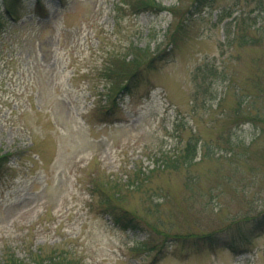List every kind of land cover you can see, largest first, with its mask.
<instances>
[{
    "label": "rangeland",
    "instance_id": "obj_1",
    "mask_svg": "<svg viewBox=\"0 0 264 264\" xmlns=\"http://www.w3.org/2000/svg\"><path fill=\"white\" fill-rule=\"evenodd\" d=\"M121 1L46 0L45 17L24 13L0 36V261L10 250L35 264L40 250L56 264H264V231L236 235V251L222 239L264 212V0L136 13ZM130 45L148 47L139 76L107 100L104 69ZM189 138L192 164L141 174ZM102 197L152 222L159 202L161 229L221 239L149 252Z\"/></svg>",
    "mask_w": 264,
    "mask_h": 264
},
{
    "label": "trees",
    "instance_id": "obj_2",
    "mask_svg": "<svg viewBox=\"0 0 264 264\" xmlns=\"http://www.w3.org/2000/svg\"><path fill=\"white\" fill-rule=\"evenodd\" d=\"M3 7H0V36L3 34L5 30H7L8 25L16 23L24 13L30 14L31 16L36 17H45L47 15V7L46 0H2ZM124 5L131 8L133 12H139L143 10H164L165 6L159 4L157 0H122L121 5H118V8H122ZM169 9L172 10L170 7ZM144 48V49H143ZM148 47H139L130 45V50L128 53L124 54H116L112 58V62L108 64L104 73L106 75V79L109 80L110 85L107 87L106 98L107 100L113 97V92L118 87L121 92L130 91L132 88L131 81L134 80L138 75V70L136 69L137 64L142 60H145L144 50ZM130 56V58L128 57ZM112 96V97H111ZM110 107L104 108V117L108 119L110 117ZM198 141L192 140L189 138L186 140L183 147H179L175 152H166L159 151L157 157L155 159L154 168L148 170L146 173L142 170L141 174H146V176L151 175L155 169L159 170H176L180 167L188 166L193 163L194 158L197 155L198 151ZM7 154H0V169L7 162ZM135 170V169H134ZM138 175L137 173H135ZM127 187L131 189H138L142 184V181L139 180V177L130 178L127 175L126 179ZM96 186H93L95 188ZM149 195L148 197H151ZM101 202L106 204L105 214H107L112 221L113 225L126 230H136L142 231L146 235L142 239L141 244L150 252L151 250H155L156 252H160L168 239H170L174 243H192L196 245L197 243H201L202 245L205 242H212L221 239L219 233L220 229L213 230L210 232H186L181 233L176 230V232H170L173 224H169V229L163 230L161 226L164 224L163 217L161 216L158 206L159 202H152V206H146V212L148 215H155V221L147 220L143 215L131 210L125 206L120 205H110L109 197H102ZM248 220V218H246ZM252 222H250L247 227H243L241 225L235 226L233 223H229L226 226L222 227V230L229 232L231 228L234 226L232 237L228 235V238L223 235L222 239L230 240V244L228 246L231 250L236 251L238 246L234 245L232 240L237 237H241L248 229H257L259 231H264V212L259 215L251 218ZM172 225V226H171ZM224 232V233H226ZM163 236V237H162ZM170 237V238H167ZM159 240L158 241L156 240ZM158 243V244H157ZM156 248V249H154ZM54 254V253H53ZM51 254L50 256L42 255L41 251H32L28 254L35 262V264H56L60 261L59 256H54ZM3 258L0 261V264H26L21 258L17 257L13 251H5L3 253ZM54 256V257H51ZM46 257H50L47 258Z\"/></svg>",
    "mask_w": 264,
    "mask_h": 264
}]
</instances>
